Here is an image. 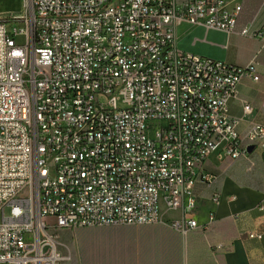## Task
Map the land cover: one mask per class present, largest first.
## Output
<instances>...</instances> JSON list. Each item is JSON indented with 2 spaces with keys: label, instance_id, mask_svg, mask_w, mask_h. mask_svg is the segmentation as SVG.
Masks as SVG:
<instances>
[{
  "label": "built area",
  "instance_id": "built-area-1",
  "mask_svg": "<svg viewBox=\"0 0 264 264\" xmlns=\"http://www.w3.org/2000/svg\"><path fill=\"white\" fill-rule=\"evenodd\" d=\"M241 10L230 0H23L19 15L0 16V264H60L59 230L157 224L161 204L182 211L173 226L187 235L214 152L248 159L253 145L264 161V124L241 135L229 114L241 83L260 81L259 62L177 47L181 22L264 44V25L237 32Z\"/></svg>",
  "mask_w": 264,
  "mask_h": 264
},
{
  "label": "crops",
  "instance_id": "crops-1",
  "mask_svg": "<svg viewBox=\"0 0 264 264\" xmlns=\"http://www.w3.org/2000/svg\"><path fill=\"white\" fill-rule=\"evenodd\" d=\"M230 1L242 8L237 32L264 25V0ZM175 32L177 47L185 53L235 67L259 62L260 81L241 83L229 114L240 119L241 135L264 124L263 42L187 22L177 24ZM244 103L252 106L250 113H244ZM258 149L257 157L254 150L236 161L219 149L205 161L201 174L210 181L195 183L197 205L191 216L198 227L187 235L173 226L182 219L181 210H166L152 225L62 229L57 232L58 251L65 258L60 264H264V161ZM251 233L261 238H250Z\"/></svg>",
  "mask_w": 264,
  "mask_h": 264
},
{
  "label": "rangeland",
  "instance_id": "rangeland-1",
  "mask_svg": "<svg viewBox=\"0 0 264 264\" xmlns=\"http://www.w3.org/2000/svg\"><path fill=\"white\" fill-rule=\"evenodd\" d=\"M23 7V0H0V16L3 17H14L19 15ZM102 101H107L106 98H102ZM259 149H255V153L253 157H257L259 155ZM250 167V165H249ZM167 209L164 207L163 204L160 205V216H163V213ZM6 215H9V210H6ZM0 222H1V215H0Z\"/></svg>",
  "mask_w": 264,
  "mask_h": 264
},
{
  "label": "water",
  "instance_id": "water-1",
  "mask_svg": "<svg viewBox=\"0 0 264 264\" xmlns=\"http://www.w3.org/2000/svg\"><path fill=\"white\" fill-rule=\"evenodd\" d=\"M254 151V146L248 147V153L251 154Z\"/></svg>",
  "mask_w": 264,
  "mask_h": 264
}]
</instances>
